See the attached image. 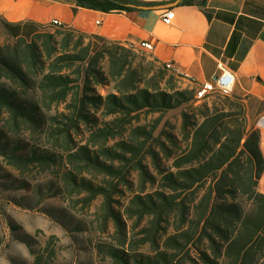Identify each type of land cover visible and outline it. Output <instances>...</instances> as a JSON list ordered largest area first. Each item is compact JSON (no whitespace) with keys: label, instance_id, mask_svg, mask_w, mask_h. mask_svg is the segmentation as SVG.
I'll list each match as a JSON object with an SVG mask.
<instances>
[{"label":"trees","instance_id":"obj_1","mask_svg":"<svg viewBox=\"0 0 264 264\" xmlns=\"http://www.w3.org/2000/svg\"><path fill=\"white\" fill-rule=\"evenodd\" d=\"M56 1L107 14L206 2ZM13 39L0 46V157L18 174H47L40 202L61 197L74 210L100 200V264H264V163L240 98L214 92L197 104L164 66L134 64L132 48L72 29ZM180 108L178 134L156 135ZM19 241L33 264H50L58 239L41 253L29 236Z\"/></svg>","mask_w":264,"mask_h":264},{"label":"crops","instance_id":"obj_2","mask_svg":"<svg viewBox=\"0 0 264 264\" xmlns=\"http://www.w3.org/2000/svg\"><path fill=\"white\" fill-rule=\"evenodd\" d=\"M167 11L174 13L169 24L162 20ZM0 25L11 39L53 27L120 43L158 66L172 63L177 73L167 72L181 88L195 90L221 65L234 76L229 96L241 99L264 163V0H206L203 6L109 14L64 1L0 0ZM141 43L152 50H142ZM256 190L264 195V167Z\"/></svg>","mask_w":264,"mask_h":264},{"label":"rangeland","instance_id":"obj_3","mask_svg":"<svg viewBox=\"0 0 264 264\" xmlns=\"http://www.w3.org/2000/svg\"><path fill=\"white\" fill-rule=\"evenodd\" d=\"M55 30L57 29L48 27L43 32L52 33ZM13 41L7 37L0 25V46ZM84 42L86 43L87 39ZM96 47L97 44L94 43L93 51ZM131 53L135 55L134 64L141 63L142 66L148 67L152 62L149 55L143 52L132 48ZM102 65L105 68L107 66L105 61L102 62ZM157 66L155 64L153 69H156ZM177 86L179 87L178 84ZM96 90L100 95L105 96L111 91V85L98 86ZM214 95L210 94L207 98L197 101V104L204 101L211 102ZM61 108L59 107L60 110H50L49 114L62 111ZM183 109L164 114L163 120L156 130V135L164 130L178 134L181 124L180 114ZM97 116L100 117L99 113ZM156 116L153 115V117ZM140 117L142 119L143 115ZM2 124L3 122H0V128ZM46 175L34 170L22 175L18 174L0 157V264H33L34 256L30 254L28 247L19 241L26 235L32 239L33 250L39 253L47 247L50 236H55L58 239L48 245L49 251H55V256L51 260L43 257V260L50 264H100L102 258L97 255L94 244L99 239L109 241V238L101 237L98 232L99 226L95 212L100 205V200L93 201L88 208L80 209L78 207L74 210L69 208L67 201L61 197L45 198L40 202L35 187L46 184L48 180ZM131 178L135 179V175L132 174ZM20 183H25L26 187L19 188ZM11 184L13 185L11 186ZM19 199L20 205H17L15 201L17 202ZM77 226L80 228L79 232L73 229Z\"/></svg>","mask_w":264,"mask_h":264},{"label":"built area","instance_id":"obj_4","mask_svg":"<svg viewBox=\"0 0 264 264\" xmlns=\"http://www.w3.org/2000/svg\"><path fill=\"white\" fill-rule=\"evenodd\" d=\"M173 11H167L162 20L165 24H169L173 18ZM53 24H60L59 22L54 21ZM142 50L150 51L152 50V46L147 43H141L139 46ZM164 68L166 71L171 73H177L172 63H165ZM234 85V76L227 69L219 65V73L214 74L210 81L205 82L201 86H198L196 99H199L203 94H208L214 90H224L225 96H229L231 94L232 88Z\"/></svg>","mask_w":264,"mask_h":264},{"label":"bare ground","instance_id":"obj_5","mask_svg":"<svg viewBox=\"0 0 264 264\" xmlns=\"http://www.w3.org/2000/svg\"><path fill=\"white\" fill-rule=\"evenodd\" d=\"M53 26H58L59 27V26H62V25L61 24H53ZM197 90H198V87L195 89V96H194V98H195L196 101H201L204 98H207V96H209L210 94H212L214 92H218L219 94L225 96V91L224 90H214V91H212V92H210L208 94H203L202 96L199 97V99H196Z\"/></svg>","mask_w":264,"mask_h":264}]
</instances>
